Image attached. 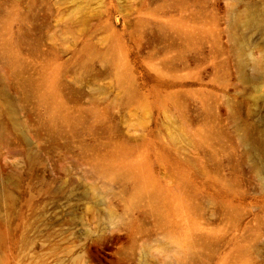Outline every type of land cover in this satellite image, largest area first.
<instances>
[{"label":"rangeland","instance_id":"rangeland-1","mask_svg":"<svg viewBox=\"0 0 264 264\" xmlns=\"http://www.w3.org/2000/svg\"><path fill=\"white\" fill-rule=\"evenodd\" d=\"M263 163L264 0H0V264H264Z\"/></svg>","mask_w":264,"mask_h":264},{"label":"bare ground","instance_id":"bare-ground-1","mask_svg":"<svg viewBox=\"0 0 264 264\" xmlns=\"http://www.w3.org/2000/svg\"><path fill=\"white\" fill-rule=\"evenodd\" d=\"M261 26V25H263V19H258L257 17H255V15H254V13H252V12H250V11H248V13H247V16H246V18H245V23H244V25H243V27L245 28V29H247V28H249V27H251V26ZM245 141L248 143V138H247V136H245ZM263 167H264V163H263Z\"/></svg>","mask_w":264,"mask_h":264}]
</instances>
